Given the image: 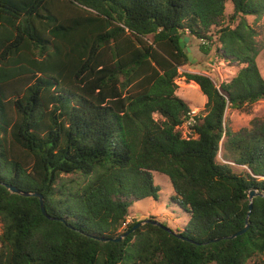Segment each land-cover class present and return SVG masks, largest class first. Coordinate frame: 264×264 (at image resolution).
<instances>
[{"label": "trees", "instance_id": "16d2710c", "mask_svg": "<svg viewBox=\"0 0 264 264\" xmlns=\"http://www.w3.org/2000/svg\"><path fill=\"white\" fill-rule=\"evenodd\" d=\"M263 16L264 0H0V264H247L264 255V117L239 131L225 119L264 100V37L249 23ZM185 37L204 55L219 44L215 55L241 67L220 87L184 74L207 99L187 138L178 128L191 109L176 82L190 63ZM153 173L170 179L190 222L177 235L148 223L113 242L142 222L123 229L134 203L159 200ZM7 185L41 194L55 220Z\"/></svg>", "mask_w": 264, "mask_h": 264}, {"label": "rangeland", "instance_id": "374dc122", "mask_svg": "<svg viewBox=\"0 0 264 264\" xmlns=\"http://www.w3.org/2000/svg\"><path fill=\"white\" fill-rule=\"evenodd\" d=\"M233 13V5L229 2L226 5V15L229 16ZM257 17H249V23L256 28L258 32V41H261L264 37V16L260 19ZM229 21L226 19L225 25H228ZM215 32V31H213ZM202 42L196 38H189L186 46L191 47L194 58L197 59L195 64L189 63L182 67L179 72L181 77L177 79V95L185 100L191 110L198 113H202L204 106L207 102L206 97L200 91L197 84L191 82L187 83L184 77L185 73L191 74H203L210 77L214 83L220 87L222 83L229 82L234 74L240 70L237 64L226 63L221 61L216 55L215 50L219 44L213 46V50L209 55H204L200 49ZM258 66L262 76L264 77V51L261 52L258 57ZM264 117V100L259 101L251 108V113H243L238 110L227 109L225 113V119L229 122L230 127L234 131H239L242 128H249L250 122L253 118ZM183 137L190 136V131L187 128L182 127L180 129ZM223 150L221 148L218 162L225 163L222 160ZM233 171L246 175V169L238 167L231 163ZM154 185L160 188L159 200L153 198H146L134 203L129 210L128 219L130 222H140L154 218L158 222L166 225L173 231H183L186 225L190 222L191 216L180 208L178 204L173 200L175 195L172 190L171 182L168 177L160 173H153ZM2 232V225L0 222V235ZM247 264H264V255L254 257Z\"/></svg>", "mask_w": 264, "mask_h": 264}, {"label": "water", "instance_id": "95a60500", "mask_svg": "<svg viewBox=\"0 0 264 264\" xmlns=\"http://www.w3.org/2000/svg\"><path fill=\"white\" fill-rule=\"evenodd\" d=\"M188 41H189V38H188V37H185L184 39H181V40H180V44H181V47H182L183 49H186V51H187V57H188L189 62L192 63V64H195L196 61H197V59L194 58V55H193V53H192V49H191L190 47H187V46H186V44H187ZM6 187H7V189H8L11 193H13V194L22 195V196H24V197H31V196H32V197L38 198L39 201H40L41 211H42L43 215H44L46 218L50 219V220H55V218L49 216V214L47 213L46 208H45L44 198H43V196H42L41 194H39V193L23 192V191L19 190L18 188H16V187H12V186H10V185H7ZM257 196H259V193H258V191L255 190V189H251V190L248 192V197H249V199H250L251 201H252L255 197H257ZM263 197H264V196H263ZM251 209H252V205H250V211H251ZM249 216H250V213H249ZM148 223H150V224H152V225H155V226H158V227H160V228H163V229H165L166 231H168V232H170V233L173 232L175 235H177L176 232H174L172 229H170V228L167 227L166 225H164V224L158 222L157 220L148 219V220H144V221L138 223L136 226H134L129 232H127L126 234H124L122 237H120V238H118V239H113L112 241H113V242H119V241L123 240L125 237H127L129 234L135 232L136 229H138V228H140L141 226H143V225H145V224H148ZM248 229H249V224H247V226H246L242 231H240V232H238V233H236V234L230 236L229 239H234V238H236V237H238V236L243 235ZM102 241H103V242H107L108 240H107V239H102Z\"/></svg>", "mask_w": 264, "mask_h": 264}, {"label": "built area", "instance_id": "2783aa9c", "mask_svg": "<svg viewBox=\"0 0 264 264\" xmlns=\"http://www.w3.org/2000/svg\"><path fill=\"white\" fill-rule=\"evenodd\" d=\"M199 113L194 111V110H191L190 113H189V118L186 120V122L181 126L179 127L178 129L180 130L182 127L184 128H187L192 126L194 123H195V117L198 116ZM185 138H187V136H185ZM129 219L127 220V222L125 224H123V229L126 228L127 224H129Z\"/></svg>", "mask_w": 264, "mask_h": 264}, {"label": "crops", "instance_id": "0c3cea01", "mask_svg": "<svg viewBox=\"0 0 264 264\" xmlns=\"http://www.w3.org/2000/svg\"><path fill=\"white\" fill-rule=\"evenodd\" d=\"M236 74L233 75V77L235 76Z\"/></svg>", "mask_w": 264, "mask_h": 264}]
</instances>
